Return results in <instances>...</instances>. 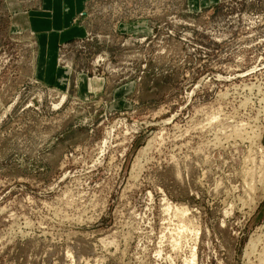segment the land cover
<instances>
[{
  "label": "rangeland",
  "instance_id": "obj_1",
  "mask_svg": "<svg viewBox=\"0 0 264 264\" xmlns=\"http://www.w3.org/2000/svg\"><path fill=\"white\" fill-rule=\"evenodd\" d=\"M43 1L0 0V264H259L264 0H89L56 85Z\"/></svg>",
  "mask_w": 264,
  "mask_h": 264
},
{
  "label": "crops",
  "instance_id": "obj_2",
  "mask_svg": "<svg viewBox=\"0 0 264 264\" xmlns=\"http://www.w3.org/2000/svg\"><path fill=\"white\" fill-rule=\"evenodd\" d=\"M89 0H44L39 11H28L26 20L29 28L39 31V73L46 83L57 84L60 69L57 65L59 46L85 33V28L73 24V19L84 9ZM207 4L208 0H199Z\"/></svg>",
  "mask_w": 264,
  "mask_h": 264
},
{
  "label": "bare ground",
  "instance_id": "obj_3",
  "mask_svg": "<svg viewBox=\"0 0 264 264\" xmlns=\"http://www.w3.org/2000/svg\"><path fill=\"white\" fill-rule=\"evenodd\" d=\"M117 7V6H116ZM104 8V7H103ZM137 10V9H136ZM114 13V12H113ZM120 16V15H119ZM111 20V19H110ZM106 23V22H105ZM261 183H263L262 181H261ZM264 185V184H263ZM178 209V208H177ZM183 209H185V208H183ZM178 213V212H177ZM181 213V212H180ZM184 213V212H183ZM256 239V238H255ZM256 242H257V240H255V242L253 241H251V242H249V244H248V252H246L247 253V257L248 256H250V254H252V253H254V251H255V248H256ZM264 245V244H263ZM260 252H258L257 253V256H258V258H259V264H264V247L261 249V250H259ZM193 261V260H192Z\"/></svg>",
  "mask_w": 264,
  "mask_h": 264
},
{
  "label": "built area",
  "instance_id": "obj_4",
  "mask_svg": "<svg viewBox=\"0 0 264 264\" xmlns=\"http://www.w3.org/2000/svg\"><path fill=\"white\" fill-rule=\"evenodd\" d=\"M117 6V5H116ZM116 6L114 8H116Z\"/></svg>",
  "mask_w": 264,
  "mask_h": 264
}]
</instances>
